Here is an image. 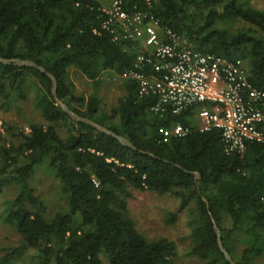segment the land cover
Listing matches in <instances>:
<instances>
[{
    "label": "trees",
    "instance_id": "trees-1",
    "mask_svg": "<svg viewBox=\"0 0 264 264\" xmlns=\"http://www.w3.org/2000/svg\"><path fill=\"white\" fill-rule=\"evenodd\" d=\"M120 1L125 12L152 17L194 51L242 60L248 82L264 92V12L240 0ZM103 5V0H0V58L44 68L56 80L61 103L135 148L75 123L54 100L44 74L0 64L1 106L35 89L44 120L29 124V133L7 129L15 142L0 138V193L11 184L18 190L5 202L2 221L20 238L0 264L27 251L34 253L33 264H175L173 241L148 240L135 228L127 204L132 191L179 201L170 222L188 213L193 259L230 264L218 247L215 223L235 264H264V147L249 143L242 153H227L218 130L197 131L194 116L202 105L177 115L151 112L155 97H139L137 82L121 78L148 51L141 40L113 41L102 30ZM72 71L94 85L104 73L117 79L123 90L117 105L104 112L96 97L75 95ZM175 124L190 128V134L164 142L159 130ZM61 125L65 136L58 132ZM41 164L53 173L64 201L52 216L29 185Z\"/></svg>",
    "mask_w": 264,
    "mask_h": 264
},
{
    "label": "built area",
    "instance_id": "built-area-1",
    "mask_svg": "<svg viewBox=\"0 0 264 264\" xmlns=\"http://www.w3.org/2000/svg\"><path fill=\"white\" fill-rule=\"evenodd\" d=\"M103 2L101 12L106 21L102 30L113 34V41L141 40L148 51L147 55H139L135 68L121 78L137 82L139 97H155L151 112L177 115L202 105L194 116L197 131L218 130L227 153H242L249 143L264 147V92L248 82L242 60L194 51L152 17L139 12L128 14L120 0ZM113 27L120 33H115ZM93 33L100 34L97 30ZM144 68L151 74L142 73ZM190 132V128L179 124L159 130L164 142L184 138Z\"/></svg>",
    "mask_w": 264,
    "mask_h": 264
},
{
    "label": "rangeland",
    "instance_id": "rangeland-1",
    "mask_svg": "<svg viewBox=\"0 0 264 264\" xmlns=\"http://www.w3.org/2000/svg\"><path fill=\"white\" fill-rule=\"evenodd\" d=\"M240 2L254 10L264 12V0H240ZM69 80L73 83L75 95L85 98L96 97L99 100L100 110L104 112H109L115 107L123 95L120 82L111 78L107 73L101 76L97 85L74 71L69 73ZM24 94V99L14 98L8 107H2L0 104V138L2 137L1 139L6 140L7 143L10 140L13 142L16 140L12 137L13 131L7 130L10 127L25 132L31 123H44L36 103L38 92L35 89H28ZM199 111L200 109L196 114ZM194 122L198 123L197 120ZM58 132L60 136H65L66 128L61 125ZM2 143L1 140L0 146ZM29 185L34 190V194L43 202L47 216H52L64 205L57 181L45 164L36 167L29 180ZM17 193V187L12 184L3 188L0 193V257L20 245L17 233L2 221L5 202L14 199ZM127 204L130 218L143 237L148 240L166 238L176 244L175 264H204L188 254L189 229L186 225L189 218L188 213L183 212L175 221L170 222L171 214L177 212L180 204L176 198L171 195L160 196L151 192L132 191ZM33 254L27 251L25 255L13 260L11 264H33Z\"/></svg>",
    "mask_w": 264,
    "mask_h": 264
},
{
    "label": "water",
    "instance_id": "water-1",
    "mask_svg": "<svg viewBox=\"0 0 264 264\" xmlns=\"http://www.w3.org/2000/svg\"><path fill=\"white\" fill-rule=\"evenodd\" d=\"M0 64L5 65V66H17V67H27V68H33L37 71H39L41 74H44L47 78H49L51 80L52 83V96L54 98V100L57 102V104L60 106V108L75 122V123H82L85 124L87 126H90L92 128H94L95 130H97L98 132L105 134L107 136L113 137L115 138L121 145H123L124 147H127L129 149H133L135 150V148L133 147V145L128 142L126 139L122 138V137H118L116 136L113 132L107 130L106 128L98 125L97 123L89 120V119H85L82 118L80 116H78L77 114H75L74 112H72L66 105H64L63 103H61L56 96V90H57V83L55 78L48 74L46 72V70L38 65H36L34 62L29 61V60H20V59H3L0 58ZM214 229H215V233L217 236V242H218V247L221 251V253L224 255L225 259L227 262H229L230 264H235L231 257L229 256V254L226 252V250L224 249L222 242H221V237H220V231L217 228L216 224L214 223Z\"/></svg>",
    "mask_w": 264,
    "mask_h": 264
}]
</instances>
